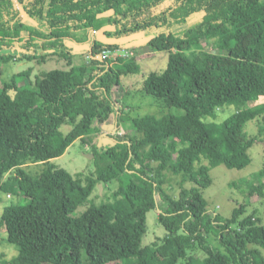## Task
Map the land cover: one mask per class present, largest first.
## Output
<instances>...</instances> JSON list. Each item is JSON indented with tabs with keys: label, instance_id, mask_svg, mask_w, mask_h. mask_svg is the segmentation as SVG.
<instances>
[{
	"label": "trees",
	"instance_id": "16d2710c",
	"mask_svg": "<svg viewBox=\"0 0 264 264\" xmlns=\"http://www.w3.org/2000/svg\"><path fill=\"white\" fill-rule=\"evenodd\" d=\"M106 18V19H105ZM103 22H106L103 24ZM96 36L83 65H73L74 33ZM176 28H184L175 31ZM158 29L147 46L167 53L168 68L146 79L143 93L182 115H146L143 127L113 98L122 76L138 74L137 58H105L125 41ZM224 50L216 54L211 49ZM67 61L32 80V70L0 81V190L11 181L25 203L5 209L1 223L19 256L8 264H264V225L240 205L230 219L207 209L202 191L219 166L244 170L264 136V0H0V61ZM242 103L209 129L207 119ZM111 118L125 135L95 147L96 172L74 177L52 163L77 141L94 145ZM259 120L258 136L246 131ZM63 125L72 127L68 134ZM264 142V141H263ZM31 165H44L37 176ZM179 178L178 198L166 186ZM252 185L261 196L264 170ZM119 182L109 202L91 205L98 186ZM191 184L192 187H187ZM12 190V191H13ZM158 210L168 235L143 248L148 213ZM196 249L205 257L191 256Z\"/></svg>",
	"mask_w": 264,
	"mask_h": 264
},
{
	"label": "rangeland",
	"instance_id": "374dc122",
	"mask_svg": "<svg viewBox=\"0 0 264 264\" xmlns=\"http://www.w3.org/2000/svg\"><path fill=\"white\" fill-rule=\"evenodd\" d=\"M106 19V18H105ZM106 22H103V24ZM104 30L89 29L88 41L86 43H72L75 48V57L73 58V65L80 66L85 64L86 56L91 48V38H96L106 41L104 31L108 30V26H103ZM184 28H176L175 31H181ZM81 33V34H80ZM78 33L79 36L85 35L82 31ZM158 29H150L144 34L137 35L123 44V50H119L115 53H111L109 60L111 65L118 71H124L125 66L119 61V59L132 60L137 58L141 71L138 74L122 76V87L113 93L115 100H120L119 107L125 108L128 113L132 114L135 120L139 121L140 126L143 127V118L146 115H155L161 117L167 114L182 115L185 111L176 108H167L160 106L156 99L152 96H145L143 91L144 83L146 79L152 73L162 74L167 68L169 63V56L167 53H160L149 49L147 42L154 36L158 35ZM216 54L226 55L224 50L212 49L210 50ZM32 70V80L35 81L37 77H41L44 73L53 70H70L67 61L58 57L51 58L47 63L41 64L37 61H11L4 63L0 61V81H10L13 76ZM260 104H264V98L259 100L250 101L249 107H256ZM242 107V103L228 106L219 111L218 117H209L207 123L209 129L213 132L214 127L219 123L225 121L231 115L238 111ZM110 126V127H109ZM72 127L70 125H63L60 129L64 134H68ZM104 135L98 137L94 141V145L85 143L82 140H77L66 153L52 161L54 165L61 169L67 170L74 177L79 174H85L91 176L96 172V159L93 148L102 147L114 144L111 136H123L125 131L117 128V120L111 118L109 123L103 127ZM246 131L250 136H258L259 134V120L251 121L248 123ZM253 147L248 151L251 159V163L244 170L229 169L226 166H219L211 171V178L213 180L212 186L202 191V195L207 201V209L210 212L220 215L224 219H230L236 208L240 205H245L247 208L246 216L256 213L259 218V223L264 225V191L261 196L257 191H254L252 185L259 186L261 183L254 178L256 174L264 170V136L260 137ZM45 169L44 165H31L27 170L34 176L39 175ZM10 175L6 178L5 186L0 190V264H8L10 261L19 256L20 250L17 246H14L8 242V235L6 227L1 223V217L6 208L13 204L25 203V201L17 196L18 186L16 190H13L11 181H7ZM179 178L170 176L169 183L166 188L169 193L178 198L180 195ZM120 186L119 182L110 184L106 189L101 190L98 186L95 190L90 201L84 206L78 209L76 216L81 215L86 210L95 204L97 206L104 202H109L112 199L113 193L118 190ZM187 187H192L188 184ZM13 190V191H12ZM10 196V197H9ZM163 216L158 210H153L148 213V228L147 233L144 236L142 247H152L153 244H158L159 248L162 240L167 237L168 232L162 223ZM250 248L258 249L264 256V249L256 246H250ZM191 256L205 257L202 252H197L196 249L191 251ZM187 260L180 261L179 264H185Z\"/></svg>",
	"mask_w": 264,
	"mask_h": 264
},
{
	"label": "crops",
	"instance_id": "0c3cea01",
	"mask_svg": "<svg viewBox=\"0 0 264 264\" xmlns=\"http://www.w3.org/2000/svg\"><path fill=\"white\" fill-rule=\"evenodd\" d=\"M104 30V28H101L99 31H103ZM80 32H82V31H80ZM80 32H78V33H80ZM78 33H74L73 34V38L77 41V44L78 43H82L81 42V40L83 39V37H84V35H83V37L82 36H79V34ZM81 34V33H80ZM90 36V35H89ZM92 39V38H91ZM73 43V42H72ZM68 44L70 45V46H72L73 47V45L72 44H70V42H68ZM77 54V53H76ZM75 54V55H76ZM110 127V126H109Z\"/></svg>",
	"mask_w": 264,
	"mask_h": 264
},
{
	"label": "built area",
	"instance_id": "2783aa9c",
	"mask_svg": "<svg viewBox=\"0 0 264 264\" xmlns=\"http://www.w3.org/2000/svg\"><path fill=\"white\" fill-rule=\"evenodd\" d=\"M110 54H111V53H107V54H105V58H109ZM9 197H10V196H9Z\"/></svg>",
	"mask_w": 264,
	"mask_h": 264
},
{
	"label": "water",
	"instance_id": "95a60500",
	"mask_svg": "<svg viewBox=\"0 0 264 264\" xmlns=\"http://www.w3.org/2000/svg\"><path fill=\"white\" fill-rule=\"evenodd\" d=\"M74 47V46H73ZM75 48H76V46H75ZM100 188H101V190L104 188L102 185H100Z\"/></svg>",
	"mask_w": 264,
	"mask_h": 264
}]
</instances>
